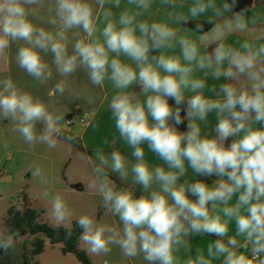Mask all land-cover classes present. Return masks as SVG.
<instances>
[{"label": "clouds", "instance_id": "1", "mask_svg": "<svg viewBox=\"0 0 264 264\" xmlns=\"http://www.w3.org/2000/svg\"><path fill=\"white\" fill-rule=\"evenodd\" d=\"M154 2L126 0L122 8V0H0V61L15 47V64L41 85L53 70L66 79L78 69L94 86L112 83L111 118L135 163L129 168L118 150L80 157L90 171L87 190L120 221L77 218L88 254L116 246L147 264H264V14L235 10L237 0H159L165 19H142ZM202 16L212 27L197 23L198 39L179 27ZM230 36L241 39L229 43ZM209 78L224 83L209 86ZM133 85L139 92L128 91ZM210 114L216 122L208 131ZM0 118L10 119L30 148L73 140L63 134V114L10 77L0 80ZM145 144L164 166H149ZM189 169L201 179L182 181ZM30 170L41 184L51 182L41 167ZM109 170L121 181L130 171L142 194L118 188ZM48 203L53 226L69 227L66 197L57 193ZM201 234L216 237L207 256L182 261L179 253H190L191 238ZM20 239L0 229V251H14Z\"/></svg>", "mask_w": 264, "mask_h": 264}, {"label": "rangeland", "instance_id": "2", "mask_svg": "<svg viewBox=\"0 0 264 264\" xmlns=\"http://www.w3.org/2000/svg\"><path fill=\"white\" fill-rule=\"evenodd\" d=\"M69 51H71V45ZM12 53L15 54V47L12 48ZM46 59L50 62L51 56ZM7 77L12 78L18 87L50 105V110L62 113L64 119L61 122V128L63 133L67 134L78 123L85 120V113L78 111L79 105L91 112L99 106L103 98H106L105 93L109 89L108 80H105L103 87L92 85L84 69H78L76 73L66 79L58 76L53 70V78L41 85L19 69L14 59H12L10 73L0 77V80ZM61 80H64L63 87L72 98L71 104L62 101L54 94L57 83ZM71 113L74 115L70 117ZM67 120H71L73 123L68 124ZM13 127V122L10 119L0 118V171H2L0 174V229H8L6 218L10 207L17 209H24L27 206L35 207L41 211L40 220L52 224L47 215L48 200L57 193L66 197L69 207L73 210L69 227L79 216L85 214L93 217L98 223L120 226V221L115 224L112 214L102 207V197L86 188L90 171L80 157L88 155L95 158V155L84 152L83 149L62 140L58 141L55 148H48L45 144L30 148L23 142L19 133L12 130ZM37 130H39V125ZM33 166L41 167L51 182L41 184L39 178L32 175L30 169ZM44 191H48V198L43 196ZM203 235V239L200 236L192 238V252L194 248H198V252H201L203 248L207 249L208 238H206V234ZM37 236L40 234L22 236L17 242L14 254L20 257L24 251V244ZM45 239L44 251L36 254V258L41 264H82L75 254L62 251V243H51L48 238ZM79 246L82 248L80 244ZM111 247L112 251L107 255L92 256L88 254L92 263L147 264L142 257L129 259L121 254L118 247ZM204 253L207 256V250ZM214 264H218V260L214 261Z\"/></svg>", "mask_w": 264, "mask_h": 264}, {"label": "crops", "instance_id": "3", "mask_svg": "<svg viewBox=\"0 0 264 264\" xmlns=\"http://www.w3.org/2000/svg\"><path fill=\"white\" fill-rule=\"evenodd\" d=\"M189 2H190V0H189ZM219 2H220V0H218V3ZM125 6H126V0H122L121 7L123 8ZM244 9H246L249 12V14L254 13V12L264 14V0H250L249 4H247ZM183 11L186 12L187 7H185L183 9ZM144 18H147L149 20H156V21H160V20L165 19L164 11L160 6L159 0H155L153 7L151 9V12L145 14V17H142V19H144ZM206 19L207 18L203 17V16L199 18V20H206ZM173 26L176 27V25H173ZM179 27H181L183 30H187L193 39H198V36L200 33L193 26H191L187 23V24L181 25ZM238 39H241V37L230 36L228 38V42L234 43ZM14 55L15 54L12 53V49H11L9 52V56H8L7 61H0V77H3V76L10 73L12 59H14ZM121 59L127 63H132L131 61L127 60L124 57H121ZM197 75L202 76V74H200V73H198ZM207 83L209 86H211V85H219L220 83H224V81L223 80L214 81L211 78H209L207 80ZM128 91L139 92V88H136V86L133 85L131 88L128 89ZM105 94L107 95V96H105L106 98H103L101 100L99 106L96 109L92 110L91 112H88L86 108L80 106L78 103V105H79L78 111H79V113H85L84 114L85 120H83V122H81V123H78L74 128H72L70 133L74 134L76 137L79 138V141L83 147L82 148L83 151L88 152L91 155H95V151L97 149L102 150L106 155L110 154L113 150L120 151L127 158L128 162H129V168H130L131 164L135 163V158L132 156L133 149L130 148L122 139H120L119 133L115 127V123L111 118V111L109 108V103H110L111 97L115 94V90H114L112 83L110 81H109V89L107 90V92ZM205 95H210V93H208L207 89L205 90ZM143 99H144V97L141 96V100H143ZM215 122L216 121H215L214 114H210L209 125L207 128L208 131H211V128H212V126H214ZM186 124H187V122L185 121L184 124L180 125L181 131L186 130ZM143 147H144V152H145L144 159L146 160V162L149 164L150 167L154 168L157 166H164L163 162L157 157V155L148 149L147 144L143 145ZM113 174L118 177L117 174H115V173H113ZM198 178L199 177L195 176L192 173L191 169H189L187 176L182 178V181L184 179H187L189 182H192V181L197 180ZM111 180H113V179H111ZM113 181H115V180H113ZM120 182H121L120 188L132 189V190H134V194L136 196L141 195L143 192L142 188H140L138 185H135L133 183L132 174L130 171H129V176H128L127 180L126 181L120 180ZM115 183L118 187V184L116 181H115ZM153 188H156V186L153 185ZM112 218H113L115 224H117L119 222V217L112 215ZM234 234H235V226L233 224V225H230L229 235H234ZM199 236L201 237V239L204 238L203 234H201ZM206 236H207L206 238H208V245H209L210 243L213 242L214 237L209 236V235H206ZM190 243L192 246V238L190 240ZM206 250L207 249L203 248L202 252H205ZM197 252H198V248H194L193 252H192V247H191L190 253H185V252L181 251L179 253V256H180L181 260L183 261V260H186L189 255L195 256L197 254ZM204 254H206V253H204ZM219 263L221 264L220 260H218V264Z\"/></svg>", "mask_w": 264, "mask_h": 264}, {"label": "trees", "instance_id": "4", "mask_svg": "<svg viewBox=\"0 0 264 264\" xmlns=\"http://www.w3.org/2000/svg\"><path fill=\"white\" fill-rule=\"evenodd\" d=\"M197 23L203 25L204 30H208L212 27L206 20L189 21L188 24L196 28ZM70 117L74 115L69 114ZM65 137H72L71 144L74 147L83 148L79 141V138L72 133H63ZM109 177L115 180L118 184V188L121 187L119 178L109 171ZM198 179H201L200 177ZM197 179V180H198ZM212 179L209 178L207 183H211ZM41 211L35 207L27 206L24 209H17L10 207L6 218V224L8 231H18L20 236H26L28 234H40L36 238L24 244V251L20 257L14 254V251L10 253H4L0 251V264H41L36 258V254H40L44 251L46 245V239L48 238L51 243H62V251L64 253H73L79 259L82 264H93L88 253L80 248L79 237L81 235V229L74 221L71 227L53 226L49 222L41 221ZM70 233V236H69ZM216 238V237H214Z\"/></svg>", "mask_w": 264, "mask_h": 264}, {"label": "water", "instance_id": "5", "mask_svg": "<svg viewBox=\"0 0 264 264\" xmlns=\"http://www.w3.org/2000/svg\"><path fill=\"white\" fill-rule=\"evenodd\" d=\"M250 0H237V7L235 10H240L244 9L247 4H249ZM54 94L60 98L62 101L71 104L72 98L70 95L67 93V91L64 89L61 91L57 87L54 90ZM184 113H181V116L183 117Z\"/></svg>", "mask_w": 264, "mask_h": 264}, {"label": "built area", "instance_id": "6", "mask_svg": "<svg viewBox=\"0 0 264 264\" xmlns=\"http://www.w3.org/2000/svg\"><path fill=\"white\" fill-rule=\"evenodd\" d=\"M67 123L68 124H72L73 123V121H71V120H67ZM2 173V171H0V174Z\"/></svg>", "mask_w": 264, "mask_h": 264}]
</instances>
